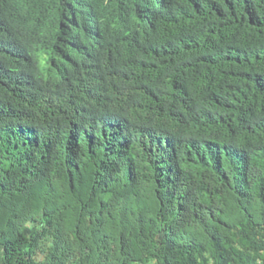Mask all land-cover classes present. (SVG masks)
Returning a JSON list of instances; mask_svg holds the SVG:
<instances>
[{"label": "trees", "instance_id": "trees-1", "mask_svg": "<svg viewBox=\"0 0 264 264\" xmlns=\"http://www.w3.org/2000/svg\"><path fill=\"white\" fill-rule=\"evenodd\" d=\"M0 264H264V0H0Z\"/></svg>", "mask_w": 264, "mask_h": 264}]
</instances>
